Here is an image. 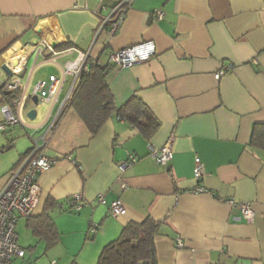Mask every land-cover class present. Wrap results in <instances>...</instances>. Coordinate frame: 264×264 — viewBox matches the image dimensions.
<instances>
[{"label": "crops", "instance_id": "obj_1", "mask_svg": "<svg viewBox=\"0 0 264 264\" xmlns=\"http://www.w3.org/2000/svg\"><path fill=\"white\" fill-rule=\"evenodd\" d=\"M115 4L0 0V118L7 104L4 82L18 79L29 96L38 81L63 79L52 102L37 99L34 105L29 98L20 124L0 138V149L11 146L0 153V192L68 97L72 81L62 69L77 51L107 65L109 53L152 42L155 54L148 62L110 66L106 84L116 108L136 96L159 124L147 138L111 117L91 135L66 108L47 135L45 154L56 163L37 177L40 198L32 216L42 213L47 200L60 203L51 212L59 240L47 248L20 220L36 249L19 245L25 256L12 264H97L125 225L146 218L159 223L158 264H264V151L250 146L253 127L264 124V0H134L111 34L101 20ZM154 12L162 19H154ZM41 43L66 54L52 63L49 52L32 51ZM3 66L21 72L6 75ZM224 67L228 72L216 81L214 74ZM31 110L33 120L27 117ZM165 144L172 159L162 166L148 156L147 146ZM128 155L137 160L120 172ZM196 158L204 169L199 180L193 175ZM198 187L206 192L195 193ZM76 194L86 201L79 211L69 206ZM117 199L125 214L113 217L109 205ZM227 201L249 205L253 223Z\"/></svg>", "mask_w": 264, "mask_h": 264}, {"label": "built area", "instance_id": "obj_2", "mask_svg": "<svg viewBox=\"0 0 264 264\" xmlns=\"http://www.w3.org/2000/svg\"><path fill=\"white\" fill-rule=\"evenodd\" d=\"M134 0H116V4L108 8L107 15L102 18L101 26L109 25L110 33H115L123 24L126 14L131 9ZM153 17L156 20H161L163 14L154 12ZM32 51L37 55L44 51L49 52V60L54 63L56 58L65 56L66 51L55 52L50 46L41 43L32 47ZM155 54V47L152 42H145L133 47L111 52L108 56V65L118 68H129L137 64L148 62ZM99 63L96 59L90 57L89 53L76 52L73 59L67 60L63 64V77L71 78L72 84L68 97L63 101L57 112L50 118L46 131L32 141V146L28 151L25 159L18 167H15L9 174V177L0 192V264H12L16 259H22L25 256V251L18 244V235L16 226L20 220H26L33 216V213L38 205L40 198V189L37 184V177L49 171L56 160L49 158L45 154V149L48 146V133L54 131L59 120L65 111L66 104L71 97L80 75L87 72L90 65ZM100 64V63H99ZM229 68L224 67L214 74L216 81L220 80ZM11 75H19L20 69H11ZM63 79L57 76H50L46 80L38 81L31 95H25L21 89L18 79L6 81L2 84V89L7 93H19V96L11 103H7L1 107L0 132L6 133L11 128L20 124L19 114L25 108L26 101L31 97H37L40 103L52 102L56 97L61 87ZM22 91V92H21ZM148 156L156 163L167 166L172 159V150L170 144H165L162 147L147 146ZM137 158L134 155H128L127 160L119 165L120 172H123L126 167L135 163ZM204 174L203 166L198 158L194 160L193 175L195 180H199ZM195 193H205L206 190L198 187ZM97 201L103 203V197L98 196ZM230 205L236 206L241 214V218L248 224L253 223L254 213L251 207L247 204H236L233 201H227ZM86 205L81 195L76 194L71 197L69 206L74 211L81 210ZM109 212L113 217H120L125 214L124 207L119 199L114 200L109 205ZM90 233L94 234L95 229H91ZM177 247L182 248L181 240L176 241ZM50 264H55L51 262Z\"/></svg>", "mask_w": 264, "mask_h": 264}, {"label": "trees", "instance_id": "obj_3", "mask_svg": "<svg viewBox=\"0 0 264 264\" xmlns=\"http://www.w3.org/2000/svg\"><path fill=\"white\" fill-rule=\"evenodd\" d=\"M111 67L107 64L90 65L83 72L72 91L66 108L72 109L91 135H96L111 117L136 128L143 136L150 137L158 129V122L151 115L147 106L138 97H131L123 106L116 108L113 97L106 84V77ZM19 93H8L7 103H11ZM65 108V110H66ZM250 146L264 151V124L253 127ZM10 145L0 149L7 152ZM61 204L47 200L42 213L35 218L26 219V226L33 236L42 240L49 248L59 240L51 212ZM159 223L146 218L140 223L125 225L119 236L101 250L97 264H158L154 247V237Z\"/></svg>", "mask_w": 264, "mask_h": 264}, {"label": "rangeland", "instance_id": "obj_4", "mask_svg": "<svg viewBox=\"0 0 264 264\" xmlns=\"http://www.w3.org/2000/svg\"><path fill=\"white\" fill-rule=\"evenodd\" d=\"M5 138V135L3 133L0 132V138ZM22 140V138H21ZM24 142H21L20 143V146H24ZM16 233L18 235V243L19 245H21L22 247H25L26 249L29 248V246H35V243H33L34 239L30 233V231L28 230H25L24 226H23V221H20L18 224H17V229H16ZM36 249V247L34 248ZM27 255H30L28 252H27ZM40 258H43V257H40ZM38 259V258H37Z\"/></svg>", "mask_w": 264, "mask_h": 264}, {"label": "water", "instance_id": "obj_5", "mask_svg": "<svg viewBox=\"0 0 264 264\" xmlns=\"http://www.w3.org/2000/svg\"><path fill=\"white\" fill-rule=\"evenodd\" d=\"M52 48V47H51ZM2 71L6 74V75H11V72L10 70L6 67V66H3L2 68ZM32 101H33V104L36 105L37 104V97H33L32 98ZM36 113H35V110H31L27 113V117L31 120L34 119Z\"/></svg>", "mask_w": 264, "mask_h": 264}]
</instances>
